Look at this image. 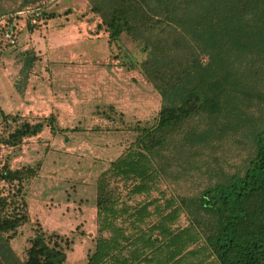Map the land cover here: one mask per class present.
<instances>
[{"label": "trees", "instance_id": "trees-1", "mask_svg": "<svg viewBox=\"0 0 264 264\" xmlns=\"http://www.w3.org/2000/svg\"><path fill=\"white\" fill-rule=\"evenodd\" d=\"M31 1L18 10L38 0ZM87 1L108 45L120 47L123 35L144 44L138 66L161 104L156 122L132 127L133 141L95 180L96 230L84 264H264V0ZM32 17H25L29 32L40 28ZM19 57L22 90L39 56L29 45ZM44 127L69 130L53 114L30 121L0 110V150ZM239 132L250 144L241 167L207 168L213 174L192 193L157 189L162 179L179 178V168L201 171L206 147ZM40 164L12 167L8 156L0 159V264L66 260L72 239L37 224L23 258L11 247L31 222L26 184Z\"/></svg>", "mask_w": 264, "mask_h": 264}, {"label": "rangeland", "instance_id": "rangeland-1", "mask_svg": "<svg viewBox=\"0 0 264 264\" xmlns=\"http://www.w3.org/2000/svg\"><path fill=\"white\" fill-rule=\"evenodd\" d=\"M22 1L6 0L8 12L0 20L21 22ZM38 30L29 32L23 27L15 47L0 41V110L30 121L53 114L58 126L69 130L53 134L44 127L19 147L1 146L0 159L8 156L12 167L41 163L37 176L26 184L31 222L19 229L11 247L23 258L37 224L72 239L63 264H84L96 230L95 180L133 141L132 127L156 122L161 99L138 66L147 57L143 43L123 35L117 47L108 45L104 36L87 37L75 48L59 50L55 34ZM31 39L39 59L19 90V54ZM249 112L258 115L254 109ZM216 145H208L203 152L201 171L183 175L179 168V178L166 177L157 189L192 193L213 174L207 168L235 171L250 153L243 132Z\"/></svg>", "mask_w": 264, "mask_h": 264}, {"label": "crops", "instance_id": "crops-1", "mask_svg": "<svg viewBox=\"0 0 264 264\" xmlns=\"http://www.w3.org/2000/svg\"><path fill=\"white\" fill-rule=\"evenodd\" d=\"M46 10L51 16L45 25L37 30L50 35L55 34L56 47L59 50L75 48V44L87 37L104 36L107 41V32L102 27L101 18L93 13H87V0H49ZM32 41L31 39V44L27 45L36 46Z\"/></svg>", "mask_w": 264, "mask_h": 264}, {"label": "built area", "instance_id": "built-area-1", "mask_svg": "<svg viewBox=\"0 0 264 264\" xmlns=\"http://www.w3.org/2000/svg\"><path fill=\"white\" fill-rule=\"evenodd\" d=\"M49 4V0H38L34 5L27 6L25 9L19 11V16L22 21L18 23L6 22L0 20L2 24V29L0 32V39L9 47L17 46L18 34L19 31L26 26L25 17L30 14L32 17V23L43 26V21L40 18L42 10Z\"/></svg>", "mask_w": 264, "mask_h": 264}]
</instances>
